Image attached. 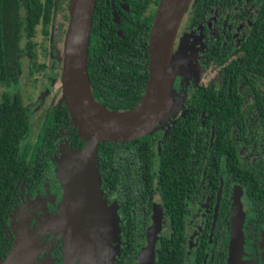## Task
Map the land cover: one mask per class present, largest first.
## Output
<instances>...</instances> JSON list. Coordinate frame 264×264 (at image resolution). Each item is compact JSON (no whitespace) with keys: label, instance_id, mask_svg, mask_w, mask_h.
Returning a JSON list of instances; mask_svg holds the SVG:
<instances>
[{"label":"flooded vegetation","instance_id":"obj_1","mask_svg":"<svg viewBox=\"0 0 264 264\" xmlns=\"http://www.w3.org/2000/svg\"><path fill=\"white\" fill-rule=\"evenodd\" d=\"M157 1L151 2L141 15H146L149 10H152L153 14ZM194 2L195 0L189 2L190 37L186 38L188 41H185L184 48L180 49L174 65L171 100L178 94L176 107L162 114L151 129L153 133L151 171L155 175L157 155L160 148L169 142L172 121L184 116L185 104L192 94L202 95L211 92L219 100L228 101L229 104L223 105V109L219 110L221 113L213 111L222 129L218 137L213 136L215 124L206 122L204 110L199 108L197 126L203 131L204 142L192 146L191 163L188 162L185 164L186 167L177 170L178 180L175 185L178 186L181 182L184 184L180 188V219L183 222V229L176 259L179 264H228L231 215L234 206H238L242 239L235 264H264V73L243 72L246 65L237 62L241 59L239 55L242 52L241 42L252 25L257 6L254 1L248 0H216L210 2L194 18ZM18 5V15L24 16L21 0H18ZM20 7L23 10L22 14L19 13ZM117 7L116 10L109 5V23H104L105 34L99 35L100 41H105L109 37L122 38L126 34L120 26L123 23V14L129 13L130 7L125 0H118ZM34 26L31 34H27L25 23L20 28L17 41L20 53L16 55L18 65L14 79L9 78L10 82H7L9 76L0 78V84L7 88L13 87L11 90L7 88L0 90V98L3 93L11 96L17 92L20 104L25 109L24 119L28 128L26 137L17 142L14 154L19 166L25 170V175L17 182L13 191L0 225V236L8 239L12 246L16 232L21 233L28 228L27 247L28 252L32 254L29 264H61L62 232L54 220L59 213L57 203L61 197V187L53 169L55 159L62 152L77 146L78 142L73 141V133L76 134V130L69 122L68 113L61 99L47 104L36 132L34 128L33 135H30L35 124V110L43 101L39 99V102H23L17 87L22 55L29 59L25 77L32 78L36 68L32 61ZM22 38L26 39V42L20 45ZM105 49H109L108 44L105 45ZM210 53L213 55L209 56ZM145 62L146 69L147 51ZM231 62L233 64H230ZM179 63L190 69L199 65L201 70L213 66L216 79L214 82L181 86L183 79L176 74ZM52 67L44 72L41 81L43 86L47 87L53 78ZM45 90L39 91L41 97ZM93 98L100 101L97 96ZM63 110L66 115L62 113ZM48 112H51V116L43 130ZM37 147L43 156L41 172L35 179L32 173L35 174ZM131 164L133 163L129 161L127 166ZM156 178L157 176L152 179L151 198L149 197L146 207L147 225L151 221L153 206L158 214L159 226L153 248L160 233L167 232L169 228V218L162 207ZM101 194L103 197V193ZM105 202L118 216V198L112 195ZM200 252L201 258H198ZM5 254L0 257L1 260L5 258ZM116 256L118 257V254Z\"/></svg>","mask_w":264,"mask_h":264},{"label":"trees","instance_id":"obj_2","mask_svg":"<svg viewBox=\"0 0 264 264\" xmlns=\"http://www.w3.org/2000/svg\"><path fill=\"white\" fill-rule=\"evenodd\" d=\"M125 1L130 10L129 13L123 14V23L120 27L126 34L122 38L109 37L105 41H100L99 35L105 34L103 26L109 23V5L117 10L118 0L94 1L85 58L92 97H99L100 101H97L99 104L106 109L116 111L131 107L142 94L146 78L145 44L152 10L146 15L141 13L147 10L151 2L157 0ZM212 1L216 0H195L193 17L198 16ZM248 1H254L257 8L252 25L241 42L242 52L239 54L241 59L237 62L246 65L243 72L264 73V0ZM21 2L25 11L24 16L18 15V0H0V78L9 76L7 82H10L9 78L13 80L16 74L18 65L16 55L20 53L17 41L22 24L25 23L27 34L32 33L33 26L37 23L40 24L42 32L45 31L53 5V0H22ZM106 44L109 45L108 50L105 49ZM211 55L213 54L210 53L209 56ZM226 104L229 102L219 100L211 92L202 95L192 94L185 104L184 116L172 121L169 142L160 148L157 155L155 175L151 171L153 138L151 129L128 141L116 143L104 141L96 144L95 166L100 179L101 193L104 200L107 201L115 195L119 202V215L115 217V222L121 246L118 257L112 264H134L136 261V254L143 244L144 230L148 222L146 207L149 197L151 198L150 189L155 176H157L162 207L169 218V228L167 232L160 233L154 244L153 264H179L176 256L183 229V222L180 219V188L184 183L175 185L178 180L177 170L186 163H191L192 146L204 142L203 131L197 126L199 108L204 110L206 122L215 124L213 136L218 137L222 129L213 111L221 113L219 110H222V106ZM24 112L25 109L20 104L17 92L11 96L7 93L1 95L0 225L16 184L25 175V170L14 158L17 142L27 135ZM62 113L66 115L64 110ZM50 116L51 112H48L43 130ZM73 141L78 144L72 149H78L84 143L75 132ZM35 152V174L32 173V177L35 175L37 179L41 172L43 153L39 147L35 148ZM129 161L133 164L128 167ZM10 248L11 242L0 236V257L7 254ZM198 258H201V252Z\"/></svg>","mask_w":264,"mask_h":264},{"label":"water","instance_id":"obj_3","mask_svg":"<svg viewBox=\"0 0 264 264\" xmlns=\"http://www.w3.org/2000/svg\"><path fill=\"white\" fill-rule=\"evenodd\" d=\"M95 0H67V24L63 34L59 75L61 100L83 145L55 159V176L61 187L57 209L62 230L61 264H84L89 253L96 264H110L117 233L116 214L102 197L95 166L98 142L128 141L153 128L171 98L176 58L171 47L174 31L190 0H158L150 21L146 44L147 78L142 94L131 107L104 108L91 95L86 67V47ZM228 239V264H235L241 246V216L234 206ZM238 210V211H237ZM144 231V244L136 264H152L158 214L152 207ZM27 241L19 238L0 264H28ZM13 247L15 249H13ZM31 257V256H30ZM27 261H26V260ZM78 260V262H77ZM92 262V263H93Z\"/></svg>","mask_w":264,"mask_h":264},{"label":"rangeland","instance_id":"obj_4","mask_svg":"<svg viewBox=\"0 0 264 264\" xmlns=\"http://www.w3.org/2000/svg\"><path fill=\"white\" fill-rule=\"evenodd\" d=\"M66 4H67V0H53V5L50 14L51 17L47 26L45 27V31L42 32V28L39 23L35 24L34 26V34L32 36V40L34 41L33 43L34 58L32 61L34 62L36 68L33 71L32 78L31 77L27 78L24 76L27 70V66L29 64V59L24 55H22L21 57V70H20L17 88L21 92L23 102L25 103L32 101L39 102V99L43 101L41 105L38 103L39 106L35 110V124H33V127L31 128L30 135H33L34 128L36 132L37 126L41 120L44 110L47 107V104L54 103L55 101L61 98L59 75L61 68L62 40L67 24ZM189 7H190V3L188 6H186L185 11L181 14L174 31L171 53L172 56L175 58L178 54H180L181 51L180 49L184 48L185 46L184 44H186L185 41H188V39L186 38L190 37ZM19 13L20 14L23 13L21 7L19 9ZM24 41L26 42V39L22 38L20 41V45H23ZM50 66H53L51 68V71L54 74L52 75L53 77L52 80H50V83L46 87L42 85L41 81L44 77V72H47L48 68L50 70ZM178 66L179 68L176 70V74L177 76L183 79V84L181 86L188 87L197 83L203 84L212 81L214 82L216 79L214 73L215 68L213 66H209L206 70H201L199 65L195 66V68L191 67L192 69L188 68V66H185L184 64L181 63H179ZM5 88L7 87L0 84V90H3ZM12 88L13 87L10 86L7 89L11 90ZM172 88H174V85ZM44 89L46 90L43 96L41 97L39 91H43ZM177 98H178V94L175 97V99L172 98L171 100L170 98L169 103H167L165 108L162 110L161 115L164 114L166 111L169 110L171 111L176 107V103L178 101ZM68 152L69 150L67 152H62L61 155L66 154ZM53 172L55 175L54 169ZM28 232H29L28 228H26L24 232L21 233L16 232L15 239L19 238V240L23 242L24 237L27 236ZM30 237H32L31 234ZM111 244H112V249L115 250L113 253L114 254L113 257L110 260V264H112V262L115 261L117 257L116 255L118 254V250L120 249V241L118 239L117 233L115 234ZM13 249L15 248L13 247ZM33 251L35 252V248L33 249ZM88 254L89 253H85L86 256L84 259V264H96L94 263L96 261L94 260L93 262L91 255ZM28 257L31 260L32 256L31 257L28 256ZM101 264H105L103 263L102 259H101Z\"/></svg>","mask_w":264,"mask_h":264},{"label":"crops","instance_id":"obj_5","mask_svg":"<svg viewBox=\"0 0 264 264\" xmlns=\"http://www.w3.org/2000/svg\"><path fill=\"white\" fill-rule=\"evenodd\" d=\"M57 205H58V203H57ZM57 211H58V209H57ZM54 220H56L57 221V225L60 227V229H61V225H60V221H59V213H58V215H57V217H56V219H54ZM61 232H62V230H61ZM26 238V237H25ZM63 238V237H62ZM62 241V240H61ZM28 242V241H27ZM26 249H28V247H26ZM28 252V251H27ZM29 253V252H28ZM30 254V253H29ZM30 256H32V254H30ZM29 261H30V259H29ZM29 263V262H28Z\"/></svg>","mask_w":264,"mask_h":264}]
</instances>
